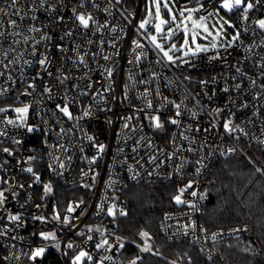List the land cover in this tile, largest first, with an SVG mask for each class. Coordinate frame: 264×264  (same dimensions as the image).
Masks as SVG:
<instances>
[{"label": "built area", "instance_id": "1", "mask_svg": "<svg viewBox=\"0 0 264 264\" xmlns=\"http://www.w3.org/2000/svg\"><path fill=\"white\" fill-rule=\"evenodd\" d=\"M10 2L0 0L8 13H0V264H45L50 251L62 264H73L80 251L93 257L82 261L127 264L118 258L113 221L128 212L131 184H174L176 195L191 184L181 197L187 203L161 218V231L210 259L218 258L217 242L249 234L247 224L206 229L201 215L221 159L245 157L264 177V0L228 10L237 26L233 42L175 63L138 28L145 0ZM175 2L199 6L197 16L208 19L224 0ZM79 14L95 23L84 28ZM58 187L72 193L67 201Z\"/></svg>", "mask_w": 264, "mask_h": 264}, {"label": "trees", "instance_id": "2", "mask_svg": "<svg viewBox=\"0 0 264 264\" xmlns=\"http://www.w3.org/2000/svg\"><path fill=\"white\" fill-rule=\"evenodd\" d=\"M211 177L201 223L206 229L247 224L249 234L217 242L218 258L210 259L196 244L168 241L161 231L165 212L178 207L176 185L131 184L124 192L128 212L113 221L114 236L123 244L118 258L127 264H264V178L242 156L221 159ZM57 193L66 201L72 195L61 187ZM142 232L151 235L150 251H141ZM45 264H62L60 255L48 252Z\"/></svg>", "mask_w": 264, "mask_h": 264}, {"label": "snow or ice", "instance_id": "3", "mask_svg": "<svg viewBox=\"0 0 264 264\" xmlns=\"http://www.w3.org/2000/svg\"><path fill=\"white\" fill-rule=\"evenodd\" d=\"M19 2H20V0H11V2L9 4V7L10 8H15L17 3H19ZM118 2H119V0H118ZM242 3H243V0H234V3L230 2V0H224V3L221 5V7L231 11L233 7H239V6L242 5ZM150 4L152 5V7L148 9V12H147V17L148 18L143 19L139 23L138 28L139 29H145L146 25L152 24V20L150 18L153 16V9H154L155 10L154 11L155 18H156V20H158V23L154 24V29H155V32L157 34H159V39H170L175 34V31L180 30V26H181V24H184L185 20H189V21L192 20V12L193 11H199V9H196V10L188 9V8L183 9L179 13V16L181 17L180 23H176L177 16H176V14L173 13L172 7L169 6L168 0H150ZM253 6L254 5L251 2L247 3L246 7L244 8V12L247 13L248 9H251ZM202 7H203V5H201V8ZM161 8L166 10L167 14L170 16L171 22L172 23H176V29H172L171 27H169L167 29V32L164 31V26L166 24H169V21L161 18ZM18 12H19V9H17V13ZM185 12L188 13L187 16H185ZM0 13H3L4 15L8 14L7 10L3 9V8H0ZM76 19L79 21V24L82 25L84 28H88L90 26V21L92 23H95V21L93 20V17H92L91 14L87 15V17L84 14H79V15L76 16ZM203 20H204V17H200L199 22L192 21L193 28L203 27L204 31L208 32V28L203 25ZM15 23L16 22L14 20H10L9 21V24L12 25V26H14ZM225 23H230V22L225 21ZM258 24H259L260 28L264 29V20H259ZM105 27H106V25H105ZM222 28H223V25L221 26V30H222ZM183 32H184V38H185V45H187L188 44L189 29H188L186 24L183 27ZM4 35H5V33L3 31H0V37H3ZM217 35H219V32H217ZM237 38L238 37H233L234 40L237 39ZM147 39L150 41V43L152 44V46L155 49L159 50L163 54V57L167 58L168 62L175 63V60H174L173 56L170 55L171 52L177 50L175 44H173L170 48H167V50H165V45L158 42V36L157 35H148ZM195 39H196V33L193 32L192 35H191L192 43H195ZM132 43H133V45H135L136 48L144 47V45L138 43L135 40ZM213 47H215V45H213ZM197 51H207V49H200L199 46H197ZM185 55H187V52H185ZM214 58H218V57H214ZM105 59H108V57H105ZM136 59L139 60L140 56L138 55L136 57ZM45 62H46L45 59H41L39 61V64L41 66H43L45 64ZM2 63L3 62L0 61V64H2ZM238 71H239V69H238ZM109 74H111V73H109ZM0 75H3V73H0ZM29 87H33V85H29ZM45 91H49V89L46 88ZM151 106H152L151 102H149L148 107H151ZM177 108H179V105H177ZM27 110H28L27 107L15 109V111L18 112V113H25V112H27ZM0 111H4V110L0 109ZM60 111H62L65 115L70 116V113L68 112L67 106L60 107ZM85 115H88V113L86 112ZM177 115H180V113L177 112ZM152 121L154 122V127L155 128H161L162 127V124L159 122V118L158 117H152ZM171 122L173 124L177 123L176 120H172ZM9 123H11V121H9ZM229 123H225L224 124V128H225L226 131L232 132L233 129L230 128ZM125 126L127 127V125H125ZM28 130L32 131L31 128H29ZM103 147H104L103 145L100 146V150L101 151H103ZM3 151L6 152V153H9V155H11L9 149L4 148ZM134 151H135V149H134ZM62 166L63 165H61V167ZM26 171L32 172V168H28V169H26ZM37 179H39V177H37ZM190 187H192L191 184L186 186V188H190ZM186 188L185 189H180L179 190L180 194L176 195L174 197V200H175V202L177 204L187 203L186 201L181 199L182 195L186 191ZM45 189H46V191H50L51 190L50 186H48V185H45ZM191 195L192 196H196V192H192ZM3 199H4V194H3V192H0V203H3ZM191 206L195 207V205H191ZM72 210L73 209L70 207L69 211H72ZM125 214L126 213H124L123 211L120 212V215H125ZM108 215H110V216H114L115 215L114 208H109L108 209ZM10 219L15 221V220H19V217L18 216H11ZM41 219H43V218H41ZM64 223H66V224L68 223V218L67 217L64 218ZM89 231H92V229H89ZM237 231H239V230H237ZM41 235L45 239H48L49 236H52V234H44V233H41ZM140 235L145 238V245H146L144 248L141 249V251H150V247L147 246V239H150L148 237V233L142 232V233H140ZM53 238H54V236H53ZM89 239H91V237H89ZM105 244H107V240H104L100 244H97L96 247L99 249V248L103 247ZM68 247L71 248V247H73V245L69 244ZM120 247H123V244H120ZM43 251H44V249L36 250L34 252V254H33L34 257L41 255L43 253ZM84 257H87L88 260H92L93 259V257L89 253H87L85 251H80L79 254L74 258L73 264H79L81 259L84 258ZM103 259H108V258L104 257V258H102V260ZM132 264H136V262L132 261Z\"/></svg>", "mask_w": 264, "mask_h": 264}, {"label": "rangeland", "instance_id": "4", "mask_svg": "<svg viewBox=\"0 0 264 264\" xmlns=\"http://www.w3.org/2000/svg\"><path fill=\"white\" fill-rule=\"evenodd\" d=\"M168 2H169V6L172 7L173 13L176 14L177 16L176 23H180L181 17L179 16V13L183 9H179L177 7L175 0H168ZM144 3H145L144 10L139 18V23L143 19L148 18L147 17L148 9L152 7V5L150 4V0H145ZM188 9L196 10L200 8L199 6H194V7H188ZM154 11L155 10L153 9V16L150 18L152 20V24L146 25L145 29H140V30L144 34H146V36L157 35L158 42L165 45V50H167V48H170L173 44H175L177 50L170 53V55L173 56L175 62L182 61L184 59H187L194 55H198L203 52L212 51L215 48H221L233 42L234 41L233 37H237V26L235 24L233 16L229 13L228 9L216 7L215 10L210 13L209 18L206 19L204 17V20H203V25L208 28V32H205L203 27L193 28L192 21L199 22L200 20V17L197 16L198 11H193L192 20L191 21L185 20L184 24H181L180 30L175 31V34L170 39H159V34H157L154 29V24L158 23V20H156L155 18ZM187 15L188 13L185 12V16ZM161 18L169 21V24H166L164 26L165 32H167V29L169 27H171L172 29H176V23L171 22L170 16L167 14L166 10H164L163 8H161ZM225 21L230 22V23H225ZM185 24L187 25L189 29L187 45H185V38H184V32H183V27L185 26ZM222 25H223V28L221 30ZM193 32L196 33L195 43H192V40H191V35ZM217 32H219V35H217ZM213 45H215V47H213ZM197 46H199L200 49H207V51H197ZM185 52H187V55H185ZM92 227L99 230L100 228L103 227V225L95 224V225H92ZM148 237L151 239V235L149 233H148ZM150 239H147V246L149 247L151 243ZM81 261L79 262V264L81 263ZM172 264H175V263L173 262Z\"/></svg>", "mask_w": 264, "mask_h": 264}, {"label": "water", "instance_id": "5", "mask_svg": "<svg viewBox=\"0 0 264 264\" xmlns=\"http://www.w3.org/2000/svg\"><path fill=\"white\" fill-rule=\"evenodd\" d=\"M166 20V19H165Z\"/></svg>", "mask_w": 264, "mask_h": 264}]
</instances>
